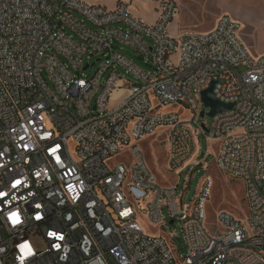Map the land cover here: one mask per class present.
Here are the masks:
<instances>
[{"label":"built area","instance_id":"1","mask_svg":"<svg viewBox=\"0 0 264 264\" xmlns=\"http://www.w3.org/2000/svg\"><path fill=\"white\" fill-rule=\"evenodd\" d=\"M177 13L162 0L150 25L125 1L0 0V264H264V55L249 53L228 15L172 37ZM212 85L233 106L213 118L203 101ZM159 129L174 186L158 185L139 146ZM211 156L244 183L248 204L247 222L219 214L223 234L206 225L211 176L189 206L178 191Z\"/></svg>","mask_w":264,"mask_h":264},{"label":"rangeland","instance_id":"2","mask_svg":"<svg viewBox=\"0 0 264 264\" xmlns=\"http://www.w3.org/2000/svg\"><path fill=\"white\" fill-rule=\"evenodd\" d=\"M105 1L109 2L111 0ZM175 1L178 5V13L169 29V33L172 37L179 38L181 36L205 33L202 31L206 30L210 26V23L215 20V15H228L240 22L242 27L241 37L249 53L253 57L264 55V0ZM161 2L162 0L159 1V6ZM89 4L92 5L91 3ZM95 6L108 8L103 5ZM87 25L93 30H96L88 22ZM67 31L68 33H71V30L68 28ZM117 46L119 49H123L124 53L130 57L137 66L144 70L149 69L143 61L138 59V54L132 45L118 44ZM96 60L98 59L96 58ZM87 63L88 62L86 61L85 65ZM97 68L98 66L91 69V73H94ZM123 73L125 74L126 72L123 71ZM128 78L133 80L131 76H128ZM120 97L121 94L116 93L113 96V99H119ZM182 108L183 107L178 108L173 106L166 109V111H176L181 113ZM204 120L209 124L211 123L210 117H207L206 119L200 118L201 123L204 122ZM165 139L166 136L164 135V129H159L154 136L139 143V146L146 157L149 167L156 176L158 185L174 186L177 184L178 178L167 172V149L166 142L164 141ZM201 142L203 145V152L205 153L208 150V143L205 136L202 137ZM212 148H209V152L212 151ZM122 156L121 158H124ZM208 165H210L209 169L201 167L193 174L189 175L188 172L184 173L181 176L178 191L179 193H183L184 201L186 205L189 206L199 193L200 186L205 178L211 176L214 181V187L212 190V197L206 205L208 217L206 225L208 230H211L213 234H223L225 230L218 223V216L220 213H230L240 222H247L248 220L249 212L245 186L242 181L236 180L220 172L213 165L212 156L208 161ZM142 225L149 234L154 236L164 235L172 241L170 234L165 235L158 227L153 226L148 221H143ZM171 229L174 231L175 227L171 226ZM180 230L179 227L178 231ZM173 244L178 251L177 254L179 256L182 255L183 258H185L186 250L183 239L176 238L174 239Z\"/></svg>","mask_w":264,"mask_h":264},{"label":"crops","instance_id":"3","mask_svg":"<svg viewBox=\"0 0 264 264\" xmlns=\"http://www.w3.org/2000/svg\"><path fill=\"white\" fill-rule=\"evenodd\" d=\"M121 1H125L130 4V10L136 18L150 25H154L157 23L158 18H159V7H160L159 1L160 0H111L109 2H106L105 0H88V2L94 6L103 5L110 9L116 8V6ZM221 16L222 15H219V16L215 15L214 17L215 20L212 21L210 23V26L206 30H203L202 32L206 33L214 29V27L217 24L218 19Z\"/></svg>","mask_w":264,"mask_h":264},{"label":"water","instance_id":"4","mask_svg":"<svg viewBox=\"0 0 264 264\" xmlns=\"http://www.w3.org/2000/svg\"><path fill=\"white\" fill-rule=\"evenodd\" d=\"M203 101L207 108L211 110L210 117L213 118L216 115L229 111L233 106H225L221 104L214 95V85L211 88L203 93Z\"/></svg>","mask_w":264,"mask_h":264},{"label":"snow or ice","instance_id":"5","mask_svg":"<svg viewBox=\"0 0 264 264\" xmlns=\"http://www.w3.org/2000/svg\"><path fill=\"white\" fill-rule=\"evenodd\" d=\"M17 183H19V181H17ZM3 195H5L4 193H0V197H2ZM14 217H16V219L14 220L13 218ZM10 218H12L13 219V221L15 222V223H19V217H18V215L16 214V213H13L12 214V217H10ZM37 218H39V217H37ZM54 235V234H53ZM60 238H62V237H60ZM23 248H24V245H21V251L23 252ZM30 250V249H29Z\"/></svg>","mask_w":264,"mask_h":264},{"label":"clouds","instance_id":"6","mask_svg":"<svg viewBox=\"0 0 264 264\" xmlns=\"http://www.w3.org/2000/svg\"><path fill=\"white\" fill-rule=\"evenodd\" d=\"M14 220L16 217L13 218ZM23 251L25 252V255H31V250L28 249L27 245H24Z\"/></svg>","mask_w":264,"mask_h":264}]
</instances>
